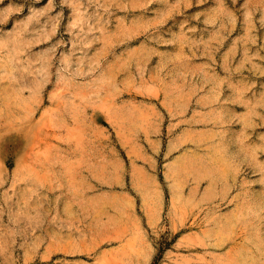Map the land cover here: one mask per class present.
<instances>
[{"label": "rangeland", "instance_id": "obj_1", "mask_svg": "<svg viewBox=\"0 0 264 264\" xmlns=\"http://www.w3.org/2000/svg\"><path fill=\"white\" fill-rule=\"evenodd\" d=\"M0 264H264V0H0Z\"/></svg>", "mask_w": 264, "mask_h": 264}, {"label": "crops", "instance_id": "obj_2", "mask_svg": "<svg viewBox=\"0 0 264 264\" xmlns=\"http://www.w3.org/2000/svg\"><path fill=\"white\" fill-rule=\"evenodd\" d=\"M155 140L157 141V144L158 141H162L159 136H157ZM170 146V142H166L163 145L164 154L162 153V155H158L155 158V161L152 162L154 167L153 170H150L147 166L139 167V169L137 168V171L133 170V168H129V174L124 175V178H129V181L130 179L132 180L137 177V175L140 177V174L149 178V180H151V184L149 183L151 192L156 195V202L154 201L155 204L153 206L145 207L139 206L136 202L134 204V201H132L130 197L133 195L132 192L123 189L121 191L119 190V192H121V197L125 201L124 208H118L109 215L111 220L118 222L122 221L128 224L127 226H131L127 228L141 232V237H146L145 231L147 229L156 228L161 224L166 211L164 205L166 196L174 194L179 195V192H172L173 190L169 192L167 185L164 184L163 181L170 178H176L184 182L185 180L188 181L190 179L189 161L184 157L173 156L172 154L166 155V152H170ZM147 183H145L146 186ZM185 187H182L180 194L186 195ZM144 194L147 195L146 192H144ZM103 202L108 203L109 200L104 198ZM140 242L144 243V238L141 239Z\"/></svg>", "mask_w": 264, "mask_h": 264}]
</instances>
